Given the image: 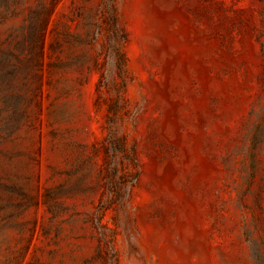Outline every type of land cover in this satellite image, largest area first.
Returning <instances> with one entry per match:
<instances>
[{"label": "rangeland", "instance_id": "rangeland-1", "mask_svg": "<svg viewBox=\"0 0 264 264\" xmlns=\"http://www.w3.org/2000/svg\"><path fill=\"white\" fill-rule=\"evenodd\" d=\"M0 264H264V0H0Z\"/></svg>", "mask_w": 264, "mask_h": 264}]
</instances>
